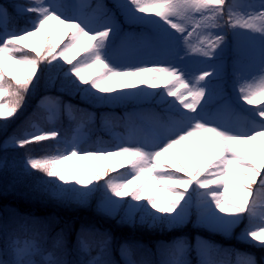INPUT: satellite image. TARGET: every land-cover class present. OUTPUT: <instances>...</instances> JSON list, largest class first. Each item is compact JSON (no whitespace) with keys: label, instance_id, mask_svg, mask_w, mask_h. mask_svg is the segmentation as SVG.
<instances>
[{"label":"snow or ice","instance_id":"snow-or-ice-1","mask_svg":"<svg viewBox=\"0 0 264 264\" xmlns=\"http://www.w3.org/2000/svg\"><path fill=\"white\" fill-rule=\"evenodd\" d=\"M12 7L16 13L13 19L23 23L9 28L7 10L0 6V132L6 131L26 106V98L36 88L44 71L41 65L62 68L59 63L53 64L58 58L69 65L64 77L86 102L156 96L168 105L172 113L163 133L152 142H122L113 148H82L78 136L69 139L62 137L58 130H46L35 121L28 122L25 128L18 130L19 134L13 133L8 142L24 148L34 143L53 141L43 155L29 156L26 167L48 178L41 182L50 186L54 196L82 198L103 187L106 194H111L106 195L108 203L115 208L126 206L130 219L133 211H137L144 214L142 221L146 217L152 225L173 227L185 221L195 194L201 224L225 234L243 224L240 239L264 249V55L257 72L237 78L239 101L253 106L243 108L246 115L235 113L245 122L237 126L222 122L217 114L208 110V78L215 72L202 70L200 74L193 75L169 62L151 65L115 62L111 47L117 25L111 16L105 17L103 23L89 20L76 10V5L70 0H27L26 4H13ZM116 7L126 20L152 25L161 36L182 44L181 50L186 56L216 57L222 50L228 30L235 33L244 30L251 40L260 41L264 52V0H118ZM63 29L68 30L65 38L59 43L54 41V35ZM32 38H38L39 47L33 43H22ZM85 41L82 52L77 54L79 58L69 59L67 54ZM57 48H60L59 52ZM9 61L19 66L20 76L6 71ZM93 67L96 68L95 73L92 77L87 76V71ZM141 76L145 77L141 83L146 88L135 83H109L117 78L132 81ZM159 80L163 83L155 82ZM38 107L46 109L47 120L51 122L61 104L53 97H44ZM63 107L72 111L71 105ZM78 111L88 115L86 110ZM80 127H83V122ZM204 136L207 140L194 171L180 165L174 157L175 170L161 160V156H171L170 150L178 149L185 141L199 140ZM214 151L216 154L213 156ZM245 152L255 157L257 163L249 160ZM196 155L193 148V160ZM73 158L90 162L122 159H114L113 167L77 164L69 178L68 162ZM84 176H87L86 180L82 179ZM100 181H103L102 185ZM153 182V192L145 196L144 192ZM129 185L133 187L126 191ZM161 190L169 197L166 207H158L156 203V193ZM126 197L130 199L125 200ZM100 235L102 239L97 242L96 256L90 255L91 245L78 237L79 252L89 254V258L73 264H114L104 258L108 254L111 237L106 233ZM61 246L59 234L51 251L41 249L34 238L21 240L17 237L7 245L8 258L0 249V264H69L57 255L56 249ZM164 248L166 258L159 264H189L186 241L177 239ZM196 251L198 264H224L213 258V253L219 250L210 242H198ZM37 254L40 255L39 261L33 259ZM120 255L123 264H149L143 259H135L128 243L120 245ZM236 264H258V261L251 254H244L243 259L238 254Z\"/></svg>","mask_w":264,"mask_h":264},{"label":"trees","instance_id":"trees-1","mask_svg":"<svg viewBox=\"0 0 264 264\" xmlns=\"http://www.w3.org/2000/svg\"><path fill=\"white\" fill-rule=\"evenodd\" d=\"M13 4H26V2L24 0H0V6H3L7 10L10 22L14 20L13 17L16 14L12 7ZM16 22L19 23L18 20ZM53 39L58 43L61 41L56 39L55 35ZM22 43H33L37 47L40 46L38 38ZM59 50L60 48H57V52ZM81 52L72 50L67 55L69 59L73 57L79 58L77 54ZM56 63L62 65V68L52 69L47 64L41 65L44 71L40 74L36 88L26 98V106L20 112L19 117L9 124L6 131L0 132V244L2 245V250L6 255L7 251H9L7 245L10 238L15 234L27 235L34 238L40 248H50L53 250V243L59 234L62 239V246L56 249L57 255L68 261L69 264H73V262L79 261L80 259L89 258V254L79 252L77 244L78 237L91 245V256L98 254L97 242L102 239L100 231L95 232L91 229H80L78 226L81 220H96V218H102L106 224V229L115 238L118 236L123 237V234L127 232H133L142 236V238L146 237L147 239L145 238V241L150 247L149 251L139 250L126 237H123L116 239L109 246L108 254L104 257L105 259L113 261L114 264H123V259L120 255V245L128 243L132 246L133 257L135 259H143L149 262V264H159L162 259L166 258L164 246L167 245L166 239L158 232V228L161 226L160 224L152 225L150 219L146 217L142 221L141 217L144 214L137 211H133V218L130 219L127 215L128 209L126 206L115 208L108 203L106 195L111 194H106L103 187H98L89 195L82 198L54 196L50 186L41 182L42 179L47 180L48 178L43 173L36 170H29L26 167V160L29 156L43 155L47 150V146L51 145L53 141H45L40 144L34 143L24 148L4 141L7 137L12 136L13 133L19 134L18 130L25 128L27 123L32 120H36L46 130L55 129L60 132L62 137H67L66 127L71 125L72 121L67 119L69 111L63 105H71L72 111H78L80 109L77 107V104L81 101L96 108L106 106L105 102H86L82 99L81 94L64 77V71L67 70L69 65L62 58H58V61H53V64ZM73 63H75V60H73ZM6 71L11 75H21L19 66L11 62H7ZM72 79H75V77H72ZM81 87L83 86L81 85ZM148 91L153 90L148 89ZM46 95L57 99L61 104V115H55V118L51 122L47 120L48 112L46 109L38 107L41 103H37L40 97ZM141 97L157 100L159 104L161 102L164 103L156 96ZM168 99L171 100L172 98L169 97ZM133 103H135V100ZM110 105L113 108L115 106L122 108L127 104L124 100H119L117 104L110 103ZM102 116L103 113H100L99 118ZM82 164L91 166L92 164L99 163L97 161H83ZM75 166H77L76 163ZM99 184L102 185L103 181H100ZM112 199L118 198L112 197ZM128 199L130 198H125V200ZM19 205L38 208L40 214L46 215L47 220H40V214L35 215L25 212H19L14 218L6 219L5 217L14 213L13 210ZM83 216H86V218H80ZM243 227V224L238 226L235 235L231 238H219L221 245L216 247L219 251L214 252L213 255L226 260V250L233 246L234 242H241L242 244L243 241L240 239V233ZM249 247L257 253L259 258L264 256V249L256 248L252 245Z\"/></svg>","mask_w":264,"mask_h":264},{"label":"rangeland","instance_id":"rangeland-1","mask_svg":"<svg viewBox=\"0 0 264 264\" xmlns=\"http://www.w3.org/2000/svg\"><path fill=\"white\" fill-rule=\"evenodd\" d=\"M64 2V0H61ZM71 3L76 5V10L82 13L86 18L92 21H99L103 23L105 17L111 16L116 25L117 29L115 34L112 36V47L111 52L113 55V59L115 62L122 65H138V64H146L151 65L153 63L158 62H169L174 63L178 67L185 68L188 72L193 75H198L202 70H208L215 72V76H221L226 74V71L230 67H233L231 73H236L237 78L240 75H248L249 73H254L259 70L261 65L262 55L264 52H250L248 49H243L241 47L236 46V42L234 41V32L232 30H228L225 33V43L222 46V50H220L216 57L212 59L207 58H193L190 55L186 56L182 49V44H178L175 40L167 39L158 32V30L152 25L133 23L131 21L126 20L125 16L121 13V10L116 7L118 0H70ZM258 2V0H257ZM8 23V20H7ZM14 26V24H13ZM133 26V28H132ZM135 27V28H134ZM136 28L137 31L143 33L142 36L136 37ZM67 29H63L62 32L55 34L57 39L64 38L65 33H67ZM37 38H32L30 41H33ZM28 42V41H26ZM84 43L77 45V47L73 50L82 51L84 47ZM179 53V55H177ZM10 62V61H9ZM96 68L93 67L89 69L86 73L87 76L92 77L95 73ZM213 77V76H212ZM145 79V77H137L132 81L129 80H120L117 78L114 81H110L111 84L116 83H135L138 87L143 88L146 85L141 83V80ZM237 81V79H236ZM156 83H163V80L155 81ZM107 86V85H105ZM121 89H118L120 91ZM211 83L209 82V97H206L208 100L210 96H212L211 91ZM126 91V90H125ZM136 96L130 97L126 100L134 99ZM218 100V104L211 106L210 100L208 103V110L211 113L217 114L218 119L222 122L231 123L233 125H243L245 122L243 119H240V123L237 122V117L235 116L236 112L243 113V108H251L253 106L243 105L241 101L238 99L237 87L229 85L227 88H224L220 93L216 95ZM231 103V104H230ZM229 104V106H228ZM132 110V113L128 116V118L122 119L121 127H115L112 130H108V139L109 141L101 142V137H97V141L95 140L94 144L90 147H105V148H113L115 145L120 143H136V142H152L159 135H161L164 131L165 125L168 122V118L170 115L165 116L160 114L159 112H146L140 113L136 108ZM224 110V114L221 111ZM246 115V113H243ZM74 115H71L73 118ZM130 118V119H129ZM86 120L93 122L94 121V111L90 110L86 117H80L79 121L75 127L74 135L78 136L80 140V146L82 148L90 149L89 146H83V143L89 139V130L86 128ZM83 122V127L80 125ZM112 124H110V127ZM79 129V131H77ZM207 140V136L199 138H192L188 141H185L181 145L178 146V149L170 150L171 156L163 155L161 156V160L165 163H174L172 157L175 158L176 161L183 164L184 166L195 168L200 160V153L203 151L205 142ZM5 141V140H4ZM195 148L197 153L195 160H193L191 156L192 149ZM215 151L212 153L214 156ZM244 155L248 156L249 160L253 163H257L255 157L251 154L245 152ZM120 160L122 158H109L107 160L97 161L101 167H113V160ZM75 163L80 164L83 161H77L73 158L68 162L69 167V178H71L72 172L75 170ZM118 171H123V169H118ZM115 175V173H114ZM182 175V174H181ZM82 179H87V176L82 177ZM91 187V186H89ZM133 185H129L128 189L131 190ZM178 187V186H177ZM155 188V182L150 184L147 190L144 192V195H150ZM183 190V189H181ZM191 191V189H189ZM168 195L161 190L156 193V203L158 207H166ZM144 202V201H142ZM183 203V201H181ZM197 197L193 194L192 204L189 208L188 214L186 216L185 221L191 224L195 231L193 235H185L184 233L178 234L175 238L182 239L186 241L189 245V250L186 254V259L191 260L192 253H196V246L198 242H210L214 245V241L206 235V233H215L216 230H213L209 227L204 226L199 221V212L194 213V209L196 208ZM25 212L29 214H40V210L35 207H28L19 205L17 208L13 210V214L8 215L6 218H14L19 212ZM154 211V210H153ZM38 217V216H36ZM40 220H47L46 215L40 214ZM164 226V225H162ZM167 232H173L176 229V226L169 227L164 226ZM237 228V227H236ZM233 229V231L236 230ZM220 232V231H218ZM223 236H228L230 233L225 234L220 232ZM132 236V237H131ZM134 234H128L126 237H131L130 240L134 241L138 244L140 241L133 237ZM16 239V238H15ZM23 238L21 240H24ZM141 243V242H140ZM140 245V244H138ZM141 246V245H140ZM145 249V246H142ZM242 259V253L240 251H233L232 255V264H236L237 259ZM39 255V254H37ZM35 255L33 257L34 260L39 261L40 256ZM199 259V257H198ZM220 261V260H217Z\"/></svg>","mask_w":264,"mask_h":264},{"label":"bare ground","instance_id":"bare-ground-1","mask_svg":"<svg viewBox=\"0 0 264 264\" xmlns=\"http://www.w3.org/2000/svg\"><path fill=\"white\" fill-rule=\"evenodd\" d=\"M234 41L236 46L243 49H248L250 52H260L262 51L261 43L259 40H251L244 30L239 33L234 32Z\"/></svg>","mask_w":264,"mask_h":264}]
</instances>
